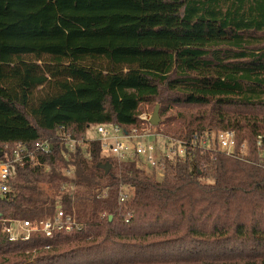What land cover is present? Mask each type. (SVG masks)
<instances>
[{"label":"trees","instance_id":"1","mask_svg":"<svg viewBox=\"0 0 264 264\" xmlns=\"http://www.w3.org/2000/svg\"><path fill=\"white\" fill-rule=\"evenodd\" d=\"M145 105L189 144L234 131L240 156L193 146L158 179L58 136L140 129ZM260 136L264 149V0H0V159L52 146L17 168L0 216L36 221L60 204L81 225L0 240V264H264Z\"/></svg>","mask_w":264,"mask_h":264},{"label":"built area","instance_id":"2","mask_svg":"<svg viewBox=\"0 0 264 264\" xmlns=\"http://www.w3.org/2000/svg\"><path fill=\"white\" fill-rule=\"evenodd\" d=\"M140 120L147 124V130L133 127L126 132L119 126L103 124L95 127L97 137L94 139H74L72 135L61 128L58 136L62 144L70 152L74 153L77 148L86 150L92 141H99L102 154L106 157L116 158L119 162H136L146 167L149 172L162 179L165 175L166 164L169 161H185L190 147L196 146L203 150H217L228 156H240L236 152V134L234 131H205L192 138V143L184 139L174 138L155 132L150 125L149 116H140ZM263 138H258L257 146L260 155L264 157L262 149ZM245 145L242 147L244 148ZM86 147V148H85ZM52 151L50 141L41 140L35 143L31 150L19 143L14 147L11 156L5 160L0 159V197H6L11 191V181L17 175V168L25 166L28 162L37 163L36 153L49 154ZM243 152V150H242ZM68 157V153H64ZM65 175L74 178L71 169L65 170ZM63 191L74 192L75 185H63ZM132 190L126 185H121L118 203L123 206L131 197ZM105 192L104 197H106ZM73 227L81 229L75 215L68 214L59 204L53 215L40 220L31 221L23 219L4 218L0 216V240L3 242H28L33 234L39 233L52 238L56 232L70 231Z\"/></svg>","mask_w":264,"mask_h":264},{"label":"rangeland","instance_id":"3","mask_svg":"<svg viewBox=\"0 0 264 264\" xmlns=\"http://www.w3.org/2000/svg\"><path fill=\"white\" fill-rule=\"evenodd\" d=\"M157 106V105H156ZM156 106H149V105H145L143 108H142V111H141V114H140V116H149L150 118H151V116L153 115V113H154V109H155V107ZM184 110L182 109V108H178V109H176L175 111H174V113H176V112H183ZM160 118H161V122H160V124H159V126L157 127L158 129H155L154 127V129L156 130H154L155 132H158V133H163L162 132V130H163V127H161L162 125H163V123L165 122V120H166V117H161L160 116ZM142 128L144 129V130H147V125L146 124H143L142 125ZM97 137V135H96V132H95V128L94 127H91L89 130H88V132L86 133V136H85V139H88V140H90V139H94V138H96ZM86 148V147H85ZM146 170H147V168L146 167H144ZM149 172V171H148ZM64 193L66 192V191H63Z\"/></svg>","mask_w":264,"mask_h":264},{"label":"water","instance_id":"4","mask_svg":"<svg viewBox=\"0 0 264 264\" xmlns=\"http://www.w3.org/2000/svg\"><path fill=\"white\" fill-rule=\"evenodd\" d=\"M161 122V118H160V106L157 105L154 109V113L153 115L151 116L150 120H149V123L152 127H158L159 124ZM2 156V153L0 152V158ZM103 168L105 169L106 173H108L111 169V165L110 164H107L105 166H103Z\"/></svg>","mask_w":264,"mask_h":264}]
</instances>
